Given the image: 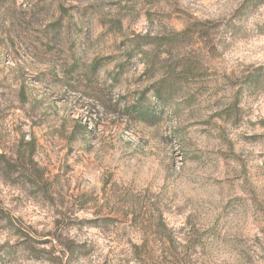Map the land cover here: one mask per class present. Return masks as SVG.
<instances>
[{
    "label": "rangeland",
    "instance_id": "rangeland-1",
    "mask_svg": "<svg viewBox=\"0 0 264 264\" xmlns=\"http://www.w3.org/2000/svg\"><path fill=\"white\" fill-rule=\"evenodd\" d=\"M0 264H264V0H0Z\"/></svg>",
    "mask_w": 264,
    "mask_h": 264
},
{
    "label": "trees",
    "instance_id": "trees-1",
    "mask_svg": "<svg viewBox=\"0 0 264 264\" xmlns=\"http://www.w3.org/2000/svg\"><path fill=\"white\" fill-rule=\"evenodd\" d=\"M142 40V42L137 43V47L140 48L142 43L150 42V40H156L161 43L166 42L168 38L160 37V38H151V37H141L139 38ZM146 39V40H145ZM100 65V62L95 60L92 64V66L96 69ZM123 63H120L118 65L117 73L114 74L115 78L121 75L123 71ZM166 80L164 78H161L157 81H155L151 85V91L153 93V97L155 99V102H149L146 99L145 95L140 96L132 103L124 106L125 110L128 112V114H131L136 117V119H139L142 122H145L149 125H155L159 121L162 120L163 115L165 114L164 107L171 99V92L166 90Z\"/></svg>",
    "mask_w": 264,
    "mask_h": 264
}]
</instances>
